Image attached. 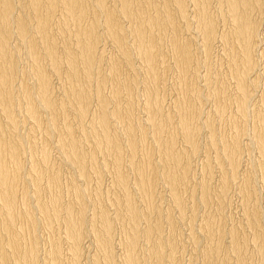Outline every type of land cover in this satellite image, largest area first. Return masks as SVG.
Segmentation results:
<instances>
[{
    "label": "bare ground",
    "instance_id": "bare-ground-1",
    "mask_svg": "<svg viewBox=\"0 0 264 264\" xmlns=\"http://www.w3.org/2000/svg\"><path fill=\"white\" fill-rule=\"evenodd\" d=\"M0 264H264V0H0Z\"/></svg>",
    "mask_w": 264,
    "mask_h": 264
},
{
    "label": "rangeland",
    "instance_id": "rangeland-1",
    "mask_svg": "<svg viewBox=\"0 0 264 264\" xmlns=\"http://www.w3.org/2000/svg\"><path fill=\"white\" fill-rule=\"evenodd\" d=\"M234 199H236V200H237V198H236L235 196H232V201H233V206H232V208H233L234 206H236V204H235V203H237V201H236V200L234 201ZM235 208H236V207H234V208H233V210H235V211H236V210H237V208H236V209H235ZM235 211H232V212H233L234 214H236V215H235V217H236V219H237V218H239V217H237V214H238V212H236V213H235ZM237 211H238V210H237Z\"/></svg>",
    "mask_w": 264,
    "mask_h": 264
}]
</instances>
